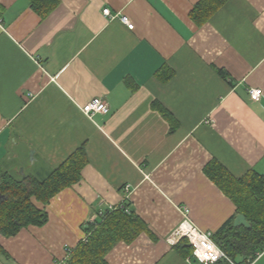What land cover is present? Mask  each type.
Here are the masks:
<instances>
[{
  "label": "crops",
  "instance_id": "0c3cea01",
  "mask_svg": "<svg viewBox=\"0 0 264 264\" xmlns=\"http://www.w3.org/2000/svg\"><path fill=\"white\" fill-rule=\"evenodd\" d=\"M199 1L48 0L43 15L0 0V174L44 178L80 148L87 156L78 182L35 199L46 224L0 233V264H67L98 212L120 203L145 229L107 264H188L192 247L169 238L186 209L213 233L237 216L205 168L264 174V0H225L202 21ZM94 97L107 113L83 111Z\"/></svg>",
  "mask_w": 264,
  "mask_h": 264
},
{
  "label": "trees",
  "instance_id": "16d2710c",
  "mask_svg": "<svg viewBox=\"0 0 264 264\" xmlns=\"http://www.w3.org/2000/svg\"><path fill=\"white\" fill-rule=\"evenodd\" d=\"M31 1L33 7L43 15L48 14L53 6L47 4L48 0ZM224 1L200 0L191 15L199 21L208 19ZM219 72L223 76L226 74L221 68ZM86 163V153L80 148L44 178L18 176L3 171L0 174V233L10 237L29 225L46 224L49 220L48 212L45 208H39L35 199L47 204L63 188L79 181ZM205 170L234 201L237 214L243 213L251 224L250 228L235 226L236 215H233L213 233V240L237 262L254 259L258 252L264 250V174L252 170L241 177H235L217 161L209 163ZM144 229L145 222L134 211L118 207L88 226L85 240L69 249L67 264H107L106 256L118 242H130ZM1 256L9 257V253L0 243ZM216 264L230 263L221 260Z\"/></svg>",
  "mask_w": 264,
  "mask_h": 264
},
{
  "label": "built area",
  "instance_id": "2783aa9c",
  "mask_svg": "<svg viewBox=\"0 0 264 264\" xmlns=\"http://www.w3.org/2000/svg\"><path fill=\"white\" fill-rule=\"evenodd\" d=\"M104 13L111 15L110 8H105ZM121 19L128 25L130 29L134 28V23L129 21L127 16L123 15ZM262 93L263 89L261 88L254 87L249 89V94L253 99H258ZM83 111L90 116L96 113H107L109 111V105L103 98L94 97L83 106ZM124 190L128 193L130 190V184L125 185ZM118 207L124 209L125 211H129V208L125 205V203H120L117 205H110L106 210L99 211L97 215L100 219H102L107 213L115 210ZM186 212L187 215L184 216L180 224L174 229L169 238L175 243L185 239L192 247V254L186 258L188 264H216L221 260H227L230 264H254L256 258L261 255L262 251L258 252L254 259H247L246 262H237L233 260L213 240V232L199 229L188 218V209H186ZM69 255L70 250H68L67 257H69Z\"/></svg>",
  "mask_w": 264,
  "mask_h": 264
},
{
  "label": "water",
  "instance_id": "95a60500",
  "mask_svg": "<svg viewBox=\"0 0 264 264\" xmlns=\"http://www.w3.org/2000/svg\"><path fill=\"white\" fill-rule=\"evenodd\" d=\"M34 151H31V159L33 160V158H34V153H33ZM21 172L23 173L24 171H23V167L21 168ZM234 225L235 226H240V225H244V226H246V227H248V228H250L251 227V224L248 222V220H247V218H246V216L243 214V213H239V214H237V216L235 217V220H234Z\"/></svg>",
  "mask_w": 264,
  "mask_h": 264
},
{
  "label": "rangeland",
  "instance_id": "374dc122",
  "mask_svg": "<svg viewBox=\"0 0 264 264\" xmlns=\"http://www.w3.org/2000/svg\"><path fill=\"white\" fill-rule=\"evenodd\" d=\"M15 172H16V175H18V176H22V172H21V169H19V172L16 170V171H14V174H15ZM21 172V173H20Z\"/></svg>",
  "mask_w": 264,
  "mask_h": 264
}]
</instances>
